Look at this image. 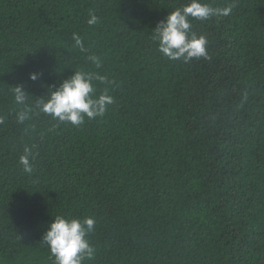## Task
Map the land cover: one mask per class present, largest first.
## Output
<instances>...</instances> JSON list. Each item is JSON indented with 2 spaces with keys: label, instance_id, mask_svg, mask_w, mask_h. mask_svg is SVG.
<instances>
[{
  "label": "trees",
  "instance_id": "trees-1",
  "mask_svg": "<svg viewBox=\"0 0 264 264\" xmlns=\"http://www.w3.org/2000/svg\"><path fill=\"white\" fill-rule=\"evenodd\" d=\"M186 2L0 0V264H54L42 236L57 215L95 219L84 264H264V0H205L235 7L190 18L209 44L187 63L152 39ZM75 70L106 76L96 95L114 99L79 126L35 108Z\"/></svg>",
  "mask_w": 264,
  "mask_h": 264
},
{
  "label": "clouds",
  "instance_id": "clouds-1",
  "mask_svg": "<svg viewBox=\"0 0 264 264\" xmlns=\"http://www.w3.org/2000/svg\"><path fill=\"white\" fill-rule=\"evenodd\" d=\"M234 4L220 8L213 7L205 0H187L185 4L168 12L166 17L160 20L154 28L152 39L158 42L159 51L168 59L189 62L193 58H208V38L198 35L192 31L190 18L206 20L212 16L230 15ZM98 17L90 13L89 25H95ZM75 45L83 48V42L79 35L73 34ZM88 59L100 67V58L90 56ZM38 73H30L29 78L33 81L38 79ZM110 85L112 82L106 76L96 72L75 70L74 74L63 79L58 86L46 95V99H39L35 108L59 122H67L74 126L84 123L85 117L89 120L102 117L107 111L108 105L114 103L113 97L104 88L96 95V84ZM15 103L22 106L16 113L18 122L23 123L30 119L33 108L27 105L28 92L23 85H15L13 88ZM44 97V96H41ZM243 99L247 100V94ZM0 119V123H2ZM35 154L32 147L25 146L20 156V164L23 171L31 174L33 172V161ZM93 217L70 218L57 215L49 223L43 233L42 241L48 246L54 264H84L95 254V248L87 239L88 233L95 226Z\"/></svg>",
  "mask_w": 264,
  "mask_h": 264
}]
</instances>
